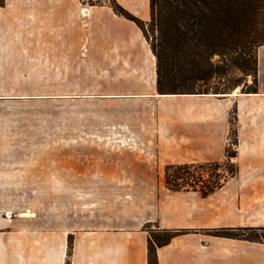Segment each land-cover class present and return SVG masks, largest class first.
I'll use <instances>...</instances> for the list:
<instances>
[{
  "label": "crops",
  "instance_id": "crops-1",
  "mask_svg": "<svg viewBox=\"0 0 264 264\" xmlns=\"http://www.w3.org/2000/svg\"><path fill=\"white\" fill-rule=\"evenodd\" d=\"M118 2L138 18L151 19L150 0ZM47 60L63 68L109 70L98 80L101 87L86 96L55 98L99 103L103 125H92V141L133 151L134 157L133 149L148 150L154 176H147L137 195L88 200L86 220L73 226H20L27 215L4 219L0 264H149L148 226L184 231L158 248L159 264H264V243L212 234L219 228L264 226V46L258 49L257 93L159 94L150 43L136 23L108 4L5 0L0 5V70L44 67ZM14 98L4 102L29 96ZM234 107L237 173L209 195L169 189L163 178L167 165L227 159ZM88 117L95 121L100 114ZM133 117L147 118L149 124L135 127ZM99 133L102 141L95 140Z\"/></svg>",
  "mask_w": 264,
  "mask_h": 264
},
{
  "label": "rangeland",
  "instance_id": "rangeland-1",
  "mask_svg": "<svg viewBox=\"0 0 264 264\" xmlns=\"http://www.w3.org/2000/svg\"><path fill=\"white\" fill-rule=\"evenodd\" d=\"M82 2L92 6L90 0ZM234 57L225 62L219 56L214 58L226 69L223 82L234 86L224 95L244 93L254 86L253 75H245L234 63ZM45 64L39 68L0 70V226L4 219L26 215L30 218L18 221L20 226L29 222L36 227L73 226L86 220L88 200L92 203L103 197L137 195L140 187L149 182L147 176H154L148 150L133 149L138 153L134 157L133 151L110 148L109 142L92 141V133H88L92 125L95 123L99 128L103 125L104 108L99 103L88 105L83 100L55 98L86 96L93 88L101 87L98 80L109 70L97 65L63 68L55 66L54 60H47ZM218 81L214 79L210 88ZM21 94L29 98L26 101L15 99ZM6 97H15V100L5 103ZM119 108L115 109L117 114ZM234 108L230 115L227 159L222 163H189L183 168L177 167L179 164L167 165L163 178L169 189L168 172L172 176H185L191 183L199 176L209 183L235 175L236 164L232 160L237 151ZM93 112L99 113L100 118L94 121L88 117ZM114 121L120 122L117 117ZM131 123L135 127L149 124L143 117H133ZM96 136L95 140L102 141L101 133ZM172 184L188 185L183 180ZM189 189L192 188L189 186Z\"/></svg>",
  "mask_w": 264,
  "mask_h": 264
},
{
  "label": "trees",
  "instance_id": "trees-1",
  "mask_svg": "<svg viewBox=\"0 0 264 264\" xmlns=\"http://www.w3.org/2000/svg\"><path fill=\"white\" fill-rule=\"evenodd\" d=\"M105 3L143 31L156 58L159 94L228 93L234 86L223 82L227 72L220 62L214 61L215 56H219L223 62L235 56L234 63L243 73L254 77V86L244 93L258 92V49L264 46V0H150L149 21L135 16L118 0H90L92 6ZM4 4L5 0L0 1L1 6ZM214 79L219 81L210 88ZM233 112L236 115V108ZM235 119L237 124V116ZM235 142L238 144L237 137ZM236 154L237 151L232 157ZM177 167H188V164ZM228 177L207 183L199 176L191 183L185 176H172L168 172L167 183L173 191L190 190V186L203 195H209L221 187ZM181 180L188 185L172 184ZM147 228L150 233L149 264H159L158 248L167 245L184 231ZM243 231L253 234L246 235ZM212 234L264 243V226L219 228L213 230ZM71 248L70 240L69 255Z\"/></svg>",
  "mask_w": 264,
  "mask_h": 264
}]
</instances>
